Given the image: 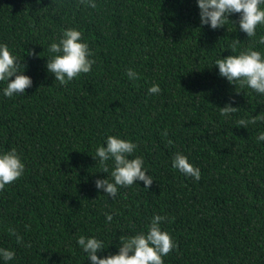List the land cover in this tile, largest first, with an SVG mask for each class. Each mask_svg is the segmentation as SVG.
<instances>
[{"label": "trees", "instance_id": "1", "mask_svg": "<svg viewBox=\"0 0 264 264\" xmlns=\"http://www.w3.org/2000/svg\"><path fill=\"white\" fill-rule=\"evenodd\" d=\"M95 3L0 0V44L32 79L11 98L0 82V153L15 148L25 165L0 191V248L15 252L0 264H91L80 236L103 241L98 256L116 254L120 239L146 233L155 215L167 218L161 230L177 245L164 264H264V122L237 124L264 114V94L230 84L213 64L248 48L264 55V25L248 38L232 13L213 30L201 25L196 0ZM69 28L82 33L95 63L60 85L47 71L57 55L48 49ZM153 84L159 94L148 93ZM226 103L238 107L229 117L220 114ZM109 135L137 145L148 189L137 181L111 198L95 187L98 178L112 181L113 162L108 174L93 158ZM177 152L200 170L199 181L172 167Z\"/></svg>", "mask_w": 264, "mask_h": 264}, {"label": "clouds", "instance_id": "2", "mask_svg": "<svg viewBox=\"0 0 264 264\" xmlns=\"http://www.w3.org/2000/svg\"><path fill=\"white\" fill-rule=\"evenodd\" d=\"M79 3L93 9L97 7L95 0H79ZM196 3L201 25H208L213 30L225 26L232 13L240 15L239 28L248 38H254L257 27L264 25V8L261 7L264 5V0H196ZM240 42L237 39L233 40L230 45L231 52L237 51ZM258 43L264 44V35L260 36ZM48 50L57 55L47 58V71L54 75V79L60 85H66L80 74L89 73L95 63L93 59H90L92 52L88 44L82 42V33L73 28L64 30L59 43H51ZM27 54L41 56L32 49H28ZM213 64L218 67L219 75L226 78L230 84L236 86L239 83L241 88L247 86L256 93L264 94V55L260 51L248 48L238 55L231 54L219 58ZM25 67L26 65L11 54L7 45L0 44V82H7L3 89L5 97L22 95L32 86V79L23 74ZM126 75L133 81L139 78L132 69H127ZM160 92L158 84L148 88L149 94ZM219 109L222 116L229 117L238 110V107L226 103ZM258 121L264 122V114L252 116L247 120L239 119L237 124L247 128L249 124H256ZM162 135L166 137L167 131L162 132ZM257 140L264 141V132L257 136ZM167 143L173 145L174 142L169 139ZM136 148L137 145L134 142L112 135L107 137L106 146L96 148L93 158L96 161L98 159L101 171L109 174L107 162L111 160L114 164L110 172L111 182L108 178H98L94 181L98 190L102 189L108 197L114 198L118 193V187H129L137 184V181H143L146 189L151 186L153 179L150 175H146L143 157H133ZM172 167L196 181L201 178L200 170L179 152L173 157ZM24 169L25 165L15 148L0 153V191L4 190L6 185L18 180L24 174ZM105 218L108 222L113 219L110 213H105ZM165 219L167 218L164 216L155 215L151 218L146 233L141 232L120 239L119 251L116 254L98 256L97 252L104 250L105 245L103 241L95 237L80 236L77 244L87 254L91 264H164L162 257L167 256L177 247L172 237L161 230L160 223ZM8 231L16 236L18 244L23 242V238L14 229ZM0 257L4 261L13 260L15 252L0 248Z\"/></svg>", "mask_w": 264, "mask_h": 264}]
</instances>
